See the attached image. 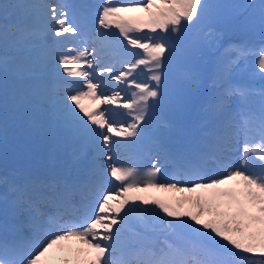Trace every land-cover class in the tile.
<instances>
[{
  "label": "snow or ice",
  "instance_id": "1",
  "mask_svg": "<svg viewBox=\"0 0 264 264\" xmlns=\"http://www.w3.org/2000/svg\"><path fill=\"white\" fill-rule=\"evenodd\" d=\"M34 7L42 10L43 31L20 11ZM69 7L63 0L38 6L0 3L5 110L11 77L20 88L19 106L53 107L69 126L77 125L82 133L102 142L97 147L106 149L100 151L109 161L106 172L119 182L123 193L155 189L187 195L174 205L159 198L126 196L115 209L116 216L110 217L101 214L113 211L111 196L95 183L105 170L83 156H75L63 168L30 162L5 169L0 172V264H264V85L257 88L232 80L235 68L251 57L253 74L264 81V0H243L234 6L238 12L233 23L245 30L254 27L258 9L261 41L233 48L213 81L211 100L195 115L188 103L195 91L190 86L200 79V71L183 60L173 36L178 39L200 20L208 8L204 0H103L96 9L95 35L111 42L116 33L109 29L115 27L127 42L117 41L116 46L123 57L132 58L124 61L127 69L118 72L111 66L97 72L95 57L89 59L90 53L78 46L84 30L74 13L69 19ZM144 29L169 35H130ZM46 36L60 39L50 46ZM208 36L217 38L213 33ZM37 40L39 51L33 46ZM52 60L58 74L80 79L65 80L73 86L61 92L43 83ZM181 63L185 66L179 67ZM137 69L147 73L146 79H137ZM109 79L125 88L106 95L101 89ZM85 99L127 111L89 109L82 104ZM156 111L162 115L153 163L143 172L124 166L116 154L139 141L141 124ZM121 116L130 122L118 120ZM113 137L134 139L122 142ZM165 174L169 178L162 180ZM229 182L234 186L224 188ZM91 193L102 202L89 217L84 209ZM129 199L154 204L164 215L137 206L121 216ZM73 240L86 247L65 243ZM53 252L66 255L57 260Z\"/></svg>",
  "mask_w": 264,
  "mask_h": 264
},
{
  "label": "rangeland",
  "instance_id": "2",
  "mask_svg": "<svg viewBox=\"0 0 264 264\" xmlns=\"http://www.w3.org/2000/svg\"><path fill=\"white\" fill-rule=\"evenodd\" d=\"M10 1L12 3H24V4L36 5V6L43 4V3H50L48 0H40L41 2L39 3L38 2L36 3L35 0H10ZM63 1H66V0H63ZM76 2L78 3L76 11L80 13V16H81L82 13H84L83 11L87 10V7H84V6L88 5L89 1L88 0H76ZM94 2L97 5L95 6V9H97V7L103 3V0H94ZM204 2L208 5L205 15L210 18L211 22L217 21V23L220 26L223 25L220 22H224V24L228 22V25H230L231 28L224 27L225 31H227L226 28L229 29L230 33L232 32L235 33L236 31H238V28L240 27H238L236 24L233 23L234 17L236 16L238 12V9L235 8L234 6L242 3L243 0H210L208 2L207 0H204ZM257 2L259 3V0H257ZM20 11L30 15L29 22L33 27H35L38 30L41 29V31L42 29H44V27L40 25V23H38L39 21L38 19L41 16V14L39 13L41 10L38 7H34L30 9H22ZM88 13L90 16L94 14V12H92L91 9L88 10ZM129 15L146 17V14L144 13H131ZM89 20L91 21L92 18L91 19L89 18ZM254 20H255L254 27L250 30H245L241 28L244 33L243 38L241 37L239 39H234V40H240L241 42L246 41V42H251L253 44H259L261 41V34L259 31V27H258V9L256 10V15L254 17ZM206 24L208 25V27L202 34L196 33V34H199L198 36L200 38V41L198 43V46H199L198 51L200 52L196 53L194 58H195V61H200L201 63L194 68L199 69L200 79L195 83V85H192L190 87L195 86L199 90L201 89L204 90L206 93L207 101L203 100L202 98L193 103H188V107L190 108L193 115H195L202 108V105H204L205 103H208L211 100V97L214 93L213 81L218 78L219 74L223 71L224 65L228 63L229 57L233 55V48L237 46L238 44H240V41L234 42V40L232 41L225 40V37H226L225 33L222 30L217 29L216 27L212 26V24H210V21L207 22ZM193 27L194 26H191L183 30L179 34L178 39H176L175 35L173 36V39L175 40V43L180 51H183L184 50L183 48L187 46L188 44H190L189 41H187L186 39L188 37V35L186 34L188 32H191ZM208 33H213L217 38L216 39L210 38L208 36ZM133 34L140 35V36H144V35L168 36L169 35V33L160 32L159 29L157 30L156 33H151L149 32L148 29H144L140 33H133ZM44 39L49 44V39L47 38V36ZM33 46L36 48L37 51H39L41 47V41L40 40L35 41ZM29 51H31V49ZM223 51H226V52H223ZM138 52L142 53V50L138 49ZM203 56H206V59H203L202 58ZM184 60L185 61L189 60V56L184 57ZM190 61L192 62L191 58H190ZM57 68H58V65L56 61L52 60L48 70L44 72L42 82L46 83L50 87L60 92L61 88L57 89V83L58 81H61L63 77L65 76L62 73L58 74L56 72ZM98 68L100 69V67ZM142 68L143 66H141V69ZM97 72H99V70H97ZM144 73H145L144 75L139 74V76L141 77L144 76V79H146L147 73L146 72ZM232 80L234 83L238 85H248V86H254V87H261L264 83V81H261L257 76L253 74V59L251 57H249V59L246 61H241L239 64V67L235 68V70L232 72ZM8 82H14V81L11 79V77H9ZM0 85H2V81H0ZM19 95H20L19 86H18V89H13L11 92L8 93L9 100L13 103V107H14L12 108V110H14L12 111V116L20 118L22 121H24L26 123L25 127L28 128L27 130H30V129L35 130V131L38 130L39 131L38 136L44 137L43 144L40 145L37 148L39 150H36V151L48 153V155H53L56 157L58 156L63 157V155H69V156L73 155L74 154L73 147L75 148L78 146V144H83L84 134L79 130V126L77 125L69 126L67 123H65L62 120L58 111L53 107L42 110L39 105H33L31 108H27V109L19 106V104L17 103V99ZM82 104L86 108H89V109H94V108H91L92 105L95 106V109H97V107H102L101 105L97 106V104L93 103V101L88 100V99L83 100ZM10 105L12 106V104ZM78 111L79 110L77 109V112ZM154 113L158 114L156 124L160 125V119H161L162 114L159 111H156ZM80 115L83 116L82 113ZM91 127H95V126H91ZM73 131H78L81 133V135L78 137H71L70 135ZM159 133L160 131H158L156 127H153L149 130L147 134H150L151 136H155L158 138ZM0 136H1V131H0ZM92 138H95V137L91 136V142L95 140ZM67 147H72V148H67ZM81 148L83 149L82 152H84L85 148L82 146ZM14 153H20L23 157H25V159L33 158L32 153L27 152V151L22 152L18 148L17 149L15 148ZM95 159L96 161H98V163H100L102 167H105L107 170V166L109 163L102 162L104 160V157L101 156L100 153L97 155ZM127 164H129V166L131 167H136L141 172L144 171V170H140L142 167L132 166V163L131 165L130 163H127ZM4 165L8 167L7 168L8 170H10V168H12V160L11 159L8 160V158H6L4 161ZM161 179L165 180L163 176L161 177ZM108 180L110 181L109 182L110 185H115L118 182V181H114V179L113 181L110 179ZM234 183L235 182H229L223 187L231 188L234 186ZM145 192L148 194V197L150 198H159L165 203H170L173 205L175 204V201L177 198L187 195L185 193H179V192L165 193V192H160V191H156L155 195H151V191H145ZM117 193H119V195H117ZM110 195L114 197V200H111L109 204L113 208V206L115 207V205L119 204L120 201L122 202V200L127 196V193H123L122 188L119 186L114 191H111ZM120 196H121V200L116 201L117 198H119ZM129 203L130 202L127 203L126 208L127 206H129ZM185 207H187V205H185ZM153 208L156 209V213H158L159 215L161 216L164 215L162 212H160V209L156 205L153 204ZM114 212L115 210H113L111 213H105V214L103 213L102 215H109L110 217L116 216L115 214H113ZM120 213L122 214L121 211ZM105 222L107 223L109 221H105ZM116 227H119V225H114V228ZM99 230H102V229H99Z\"/></svg>",
  "mask_w": 264,
  "mask_h": 264
},
{
  "label": "bare ground",
  "instance_id": "3",
  "mask_svg": "<svg viewBox=\"0 0 264 264\" xmlns=\"http://www.w3.org/2000/svg\"><path fill=\"white\" fill-rule=\"evenodd\" d=\"M49 2H51V0H48ZM35 2L37 3H39V2H41L40 0H35ZM40 14H41V16H40V18L38 19L39 21H38V23H40V25H42L44 28H45V22H44V18H43V16H42V10L39 12ZM114 30H116V28L114 27L113 28ZM119 30H117V32H118ZM114 33H116V32H114ZM116 37H120L118 34H116L115 35ZM48 39H50V37H48ZM101 39V38H100ZM54 40V39H53ZM111 41L112 42H114V39L111 37ZM90 46V45H89ZM91 46H90V50H91ZM117 53V52H116ZM97 60V59H96ZM107 65H110L112 68L115 66L114 64H111V62H108V64ZM108 83H110V85H112V86H106V87H104L103 89H101L106 95H111L112 94V92H113V90H120V89H124L125 88V85H121V84H119V83H117L116 81H113V80H108ZM59 84V87H57L58 89L59 88H62V90H60V92L61 91H63V89L65 88V87H67V86H72V85H67V84H65V83H63V82H61L60 81V83H58ZM67 85V86H66ZM100 90V91H101ZM121 95L122 96H124L125 97V99H127L128 98V94L126 93V92H124V91H122L121 92ZM91 108H95V106L94 105H92V107ZM107 108H112L113 110H115V111H123V110H126V109H123V108H120V109H116L115 108V106L114 105H110V106H107ZM99 110H101L100 108H99ZM151 115L153 116V117H155V118H157V114H155V113H151ZM118 120H120V121H128V122H130L129 121V119H128V117H118L117 118ZM91 126H93V125H91V124H89L88 125V127H91ZM126 126V125H125ZM59 132H61V131H59ZM85 135H90V134H85ZM89 138H90V136H89ZM89 138H85L84 139V142H87V143H92L90 140H89ZM113 139L114 140H121L122 141V139L120 138V137H113ZM122 142H125V141H122ZM152 146H154V145H152ZM144 147H146V146H144ZM99 151V150H98ZM120 152H122V153H125V152H127V148H122V149H120L119 150ZM156 156V155H155ZM119 157V156H118ZM120 159H122V158H120L119 157V161H120V163L121 164H123L124 166H129V164H127V163H129V161H122V160H120ZM131 165V164H130ZM132 166H135V164H132ZM128 195H137V196H146L145 195V192H143V191H141V192H137V193H127V197H129ZM129 201L131 202L132 200L131 199H129ZM133 202V201H132ZM131 202V203H132ZM138 205H139V207L140 208H150V204L149 205H144V204H142L140 201H135ZM120 203H121V201H120ZM127 205V204H126ZM126 205H124L125 207H126ZM119 207V204H116L115 205V207L113 206V210H115L116 208H118ZM130 208V206H127V209H124V210H122L121 212H122V214L120 213V215L121 216H123L124 215V212L125 211H127L128 209ZM154 209V208H153ZM155 211H156V209H155ZM115 213V215H116V211L114 212ZM170 219V218H169ZM66 244H69V245H71L73 248H76V247H86V246H84V245H80L79 244V242L78 241H75V240H73V241H67V242H65ZM51 255H53L57 260H60V258H62L63 256H65L66 255V253H60V252H53ZM45 259H47V258H45ZM82 259H83V257H82Z\"/></svg>",
  "mask_w": 264,
  "mask_h": 264
},
{
  "label": "trees",
  "instance_id": "4",
  "mask_svg": "<svg viewBox=\"0 0 264 264\" xmlns=\"http://www.w3.org/2000/svg\"><path fill=\"white\" fill-rule=\"evenodd\" d=\"M0 3H3V4H5V0H0ZM0 99H1V97H0ZM18 122H7V121H0V125H6L7 127H6V138L7 139H11V140H13V141H17V142H19V143H24L22 140L24 139V137L25 136H23V134L22 135H17V134H14V132H15V129L17 128V127H19V125L17 124ZM13 126L15 127V128H13ZM9 132H10V134H9ZM25 140H28L26 137H25ZM32 140V137H30L29 138V140L27 141V142H29V141H31Z\"/></svg>",
  "mask_w": 264,
  "mask_h": 264
}]
</instances>
